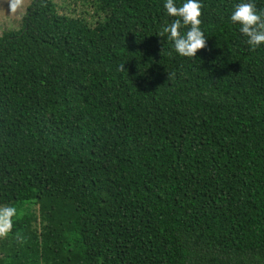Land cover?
<instances>
[{
    "label": "trees",
    "instance_id": "trees-1",
    "mask_svg": "<svg viewBox=\"0 0 264 264\" xmlns=\"http://www.w3.org/2000/svg\"><path fill=\"white\" fill-rule=\"evenodd\" d=\"M74 2L32 0L0 37V264H264V46L241 0H199L191 60L158 36L166 0Z\"/></svg>",
    "mask_w": 264,
    "mask_h": 264
},
{
    "label": "clouds",
    "instance_id": "clouds-1",
    "mask_svg": "<svg viewBox=\"0 0 264 264\" xmlns=\"http://www.w3.org/2000/svg\"><path fill=\"white\" fill-rule=\"evenodd\" d=\"M24 0H8L9 11L15 13L23 7ZM43 6V5H42ZM171 23L164 25L158 36L165 37L173 43L175 52L188 59H195L196 53L206 48L207 38L201 29V9L199 0H185L178 6L175 0H166L163 5ZM233 24L239 25V31L246 38L251 50L264 46V10H257L252 0H241L236 4L230 16ZM125 64H120L118 71H126ZM18 210L14 206H0V239H6L13 231L14 218ZM18 243L24 238L17 233Z\"/></svg>",
    "mask_w": 264,
    "mask_h": 264
},
{
    "label": "rangeland",
    "instance_id": "rangeland-1",
    "mask_svg": "<svg viewBox=\"0 0 264 264\" xmlns=\"http://www.w3.org/2000/svg\"><path fill=\"white\" fill-rule=\"evenodd\" d=\"M31 1L32 0H24L23 7L21 9H18L15 13H12L9 11L8 8V0H0V37L3 34L16 31ZM54 1L59 5L62 4L66 7L70 6L69 8L70 10L66 8L60 10L61 14H64L66 16L70 15V12H72L74 16H78L80 14V8L78 7L80 6V4L79 3L76 4L74 0H54Z\"/></svg>",
    "mask_w": 264,
    "mask_h": 264
}]
</instances>
